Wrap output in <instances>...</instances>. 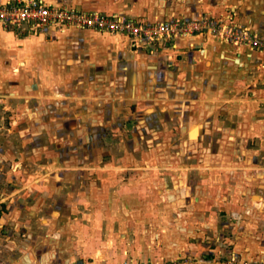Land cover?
<instances>
[{
  "label": "rangeland",
  "instance_id": "obj_1",
  "mask_svg": "<svg viewBox=\"0 0 264 264\" xmlns=\"http://www.w3.org/2000/svg\"><path fill=\"white\" fill-rule=\"evenodd\" d=\"M76 1L91 9L60 0L47 4L148 23L209 18L218 29L227 27L231 32L227 36H231L227 41V36L205 32L178 38L176 42L185 39L184 44L166 56L167 66L156 69L158 61L150 56L170 50L176 42L152 51L135 49L129 39L121 36L79 32L69 38L66 49L61 45L65 33L13 32L25 38L29 54L25 60L10 57L9 65H0V94L16 96L25 89L28 94L40 93L42 98L22 101L13 96L0 97V135L12 140L14 151L18 149L17 140L25 139L28 168L38 160L42 168L52 161L79 174L86 172L88 178L84 176L69 187L78 204L84 203L73 212L79 217L73 221L81 225V241L74 245L92 250L94 244L84 243V238L93 236L96 243L94 235L103 229L108 232L105 237L111 235L112 247L120 254L127 253V245L136 237L143 236L145 242L147 227L157 223L161 227L165 222L161 215L167 213L158 209L154 221H133L143 226L131 223V229L127 223L113 222L108 210H98L97 203L108 207L110 189L132 193L140 187L139 181L146 183L142 187L163 186V174L172 189L186 187L188 206L193 209L189 219L202 225L199 233L207 246H203V252H210L212 240H216L212 248L220 250L215 255L205 253L200 263L191 258L159 259L154 253L150 259L129 253L119 255L115 263L264 264V258L236 253L225 236L216 238L218 232L206 226L212 223L225 235L228 224L242 223L238 215L243 212L242 205L247 211L250 203L264 198V0ZM194 15L199 16L187 17ZM244 31L249 38L259 39L263 47L253 48L247 40L240 43L237 39ZM112 46L123 51L114 54ZM126 49L140 51L136 60L129 61ZM36 54L41 56L39 61L30 63L38 59ZM125 60L126 67L131 68L128 73L118 64ZM69 68L77 73L73 75L70 70L69 75ZM59 72L65 74L67 82L56 83ZM81 89L82 95L76 96ZM54 92L57 96L50 98ZM157 108L167 114L156 117L153 111ZM61 187L59 184L58 195L64 196L67 190ZM99 188H105L106 193L97 195L95 189ZM232 209L237 211L233 213ZM169 216L167 220L176 214ZM129 230L132 239H126Z\"/></svg>",
  "mask_w": 264,
  "mask_h": 264
},
{
  "label": "crops",
  "instance_id": "obj_2",
  "mask_svg": "<svg viewBox=\"0 0 264 264\" xmlns=\"http://www.w3.org/2000/svg\"><path fill=\"white\" fill-rule=\"evenodd\" d=\"M7 1L9 0H0V4ZM44 1L57 4L59 0ZM60 1L76 5L74 7L81 6L80 8L84 10L87 9V7L85 9V6L79 4L76 0ZM198 16L187 17L196 18ZM79 32L102 34L93 30L72 28L61 36L66 37L65 42L61 44L62 47L65 45L66 49H68L70 45L68 44L69 38ZM38 38L43 39L42 36ZM24 39L13 32L6 31L0 26V65H9L10 57L18 61L25 60L24 58L29 53L25 47ZM183 40L185 39L177 41L170 50L156 51L155 54H152L150 57L158 61L157 65H154V68L159 69L167 66L168 60L166 56L173 50L181 48L184 44ZM50 47L53 46L50 45ZM117 47H111L112 53L116 54L119 51H123L122 48ZM124 51L127 54V58H131L129 61L136 60L135 57L140 52L139 50L132 52L128 49ZM40 54H36L38 59L35 57V60L31 59L30 63H37L41 57ZM186 55H190V53ZM118 64L120 65L119 68H123L127 73L131 71L130 67H126L127 60L121 61ZM70 70L73 71V75L77 73L69 68V75L71 73ZM68 74H66L67 78ZM64 76L65 74L59 72V78L56 76V83L67 82ZM20 81H18V86L21 85ZM150 83H154V78L150 79ZM25 91V89L21 92L18 91L16 96L10 93L6 95L0 94V97L12 99L13 96V98L17 97V99H21L22 101H27V99L36 101V99L42 98L41 94L39 93L38 95L36 91H34V94L31 92L28 94ZM64 92L68 93V90L65 89ZM82 92V89L78 90L76 96L82 95ZM52 95L50 98L57 96L56 92L52 93ZM71 95L73 96V93ZM7 110L8 108L6 110L3 109L2 113ZM153 113L156 117L167 114L158 108ZM17 142L18 149L16 151L18 153L14 151L15 145L12 140L10 141L7 137L0 135V264H119V262L115 263L113 261L114 258L127 253L131 254L132 257L142 256L146 259L152 258L153 253L159 259L191 258L195 261L198 260L200 263L205 253H211L207 255H215L217 250H220L218 247L212 248L216 242V240H212L210 241L213 242L212 246L208 247L210 252H203V246L206 245L203 244L201 234L199 233L202 225L189 219L193 209L191 210L188 206L189 201L186 198V187L179 188L174 186L172 189L170 187L171 183L166 180L167 176L163 174L161 175V179L164 178L163 186L151 185V187H147L144 185L142 187L146 183L139 181L140 187L136 186L135 192L132 193L121 192V188L110 189L112 192L108 207L105 206L106 204L99 203V201L97 203L98 210H108L109 218L113 222L127 223L131 229L133 225H138V223H134L133 221L139 222L141 219L142 221H154V218H158L157 215L159 214L156 213L158 209H162L167 213L166 216L161 215L160 219L164 220L165 217V222L160 224L162 225L161 227L157 226L158 223L150 225L153 226L151 228L147 227L145 242L143 236L141 239L137 237L135 239L130 238L131 230H129L126 239L132 240L131 242L129 240L126 241L127 243L129 242L126 247L127 253L120 254L116 248L112 247L114 240H111V235L108 238L105 237V233L108 232H104L103 229L94 235L98 239L96 243L93 242V236L87 235L88 238L85 239V233H83L85 240L83 242L94 244L92 250H90L89 246H83V248L78 247V244L75 246L74 242L79 243L81 241L79 239L81 234L79 233V227L81 225L76 224L78 221H73V219H79V217H74L76 214L73 212L78 211L76 207L84 205V203L78 204V198L74 197V193L70 190L72 187L70 189L69 187L73 183H78L76 180L83 179L86 172L79 174V172L69 170L68 166L64 167L52 161L45 168H42L38 160L37 162L39 163L34 161L30 165L31 167L28 168L29 165L26 164L29 162L26 161L25 156L26 141L23 138H19ZM85 178H88V175ZM224 179L225 182L229 183L227 178ZM59 184L60 187L62 186V191L65 192L67 190L64 196L58 195V191H60L58 189ZM227 188L228 186L225 187V190L229 194L230 191ZM85 190L88 191L89 188ZM95 192L97 195H101L103 192L106 193L105 188L95 189ZM78 193L76 190V194ZM230 195L233 196V194ZM153 196L158 198L157 202L155 201L157 198H153ZM254 204L250 203L247 211H245L246 206L242 205V214L238 212L239 218H243L242 223L238 221L236 224H228V232L225 235H222L221 232L219 233L218 227H214L215 225H212V223L206 224V226H210L211 232H218L219 235L216 238L221 239V237L225 236V240L233 244L234 251L243 257L264 258V198L260 197L257 203ZM227 207L226 210L230 212L231 207L228 205ZM42 211L44 213H41ZM231 211L235 213L237 210L232 209ZM171 213L172 215L176 214V217L173 216L170 220H167L170 218L169 215ZM244 219L252 222L253 226L246 225ZM138 226L142 227L143 225L141 223ZM116 231L114 230L113 232V234L115 233L114 236H117Z\"/></svg>",
  "mask_w": 264,
  "mask_h": 264
},
{
  "label": "built area",
  "instance_id": "obj_3",
  "mask_svg": "<svg viewBox=\"0 0 264 264\" xmlns=\"http://www.w3.org/2000/svg\"><path fill=\"white\" fill-rule=\"evenodd\" d=\"M0 26L19 34L27 32L44 34L53 30L57 34H62L71 28L93 30L127 38L135 49L152 51L159 46H172L178 38L182 37H193L205 32L225 37L228 35L227 32H230L227 27L218 29L209 18L148 23L116 15L90 13L67 6H53L44 0H9L0 4ZM230 36L229 34L225 39L229 41ZM249 37V33L244 31L237 40L239 42L247 40L248 45H252L253 48L263 47L259 39ZM233 41L236 42V40ZM239 42L237 41L238 44ZM119 264L134 263L124 261Z\"/></svg>",
  "mask_w": 264,
  "mask_h": 264
}]
</instances>
